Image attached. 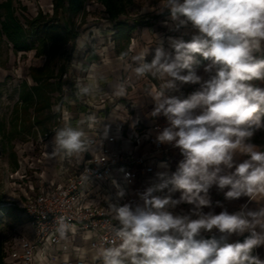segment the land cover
<instances>
[{
	"label": "clouds",
	"instance_id": "1",
	"mask_svg": "<svg viewBox=\"0 0 264 264\" xmlns=\"http://www.w3.org/2000/svg\"><path fill=\"white\" fill-rule=\"evenodd\" d=\"M164 8L177 29L191 24L198 34L188 41L170 38L173 51L157 46L150 63L146 53L133 59L139 62L138 77L154 73L167 78L153 95L152 115L167 119L156 140L178 148L183 159L174 172L157 174L159 182L142 193V205L109 203L119 225L115 228L119 244L104 247L97 258L103 264H264L255 254L264 247V207L219 214L203 211L212 207L213 186L227 189L224 195L229 200L264 196V150L250 142L264 129V87L252 83L264 81V59L254 55L264 45V0H165ZM197 54L209 61L206 72L215 70L207 80L194 71ZM177 82L200 88L185 99L166 96L164 89H175ZM76 89L77 98L91 93L89 86L79 83ZM115 95H126L123 84ZM96 120L94 115L86 117L89 126ZM52 143V155L66 157L79 156L89 147L85 132L71 123L56 130ZM240 156L246 158L237 162ZM165 189L168 195H154ZM177 192L174 199L171 194ZM180 204L191 205L190 213L170 210ZM213 230L219 237L205 238L203 234ZM70 231L66 218L59 217V238L66 240ZM233 235L244 238L228 242ZM77 252L88 255L86 248Z\"/></svg>",
	"mask_w": 264,
	"mask_h": 264
},
{
	"label": "built area",
	"instance_id": "2",
	"mask_svg": "<svg viewBox=\"0 0 264 264\" xmlns=\"http://www.w3.org/2000/svg\"><path fill=\"white\" fill-rule=\"evenodd\" d=\"M112 22L115 34L117 30ZM112 41L109 37L108 42ZM85 44L78 43L79 47ZM97 65L98 57H72L63 75L61 102L56 105L61 110L55 132L73 118L70 105L78 107L80 121H86L89 115L97 118L96 123L89 126L90 130L85 131L88 151L73 157L59 153L55 160H50L44 144L51 133L45 132L23 150V157H18L16 184L18 182L23 192L21 206L33 234H18L11 243L5 241L8 264H101V259L97 258L99 253L93 252L119 244L115 236L119 225L109 211V203L123 205L127 188L137 179L143 178L152 184L153 174L162 162L169 168L168 148L156 140L167 122L143 125L140 118L108 121L107 114L113 107L127 110L135 103L126 97L127 87L122 81L118 84L126 88V95L122 97L115 95L117 87L113 90L102 87L92 71ZM78 83L89 86L90 95L77 98ZM51 151H54L53 143ZM160 153L164 154L161 159ZM120 191L124 192L123 197L118 196ZM61 216L72 226L66 240H61L56 232ZM80 236L89 237L85 245L78 243ZM80 248H86L88 255L81 257L77 252ZM65 254L67 258L63 257Z\"/></svg>",
	"mask_w": 264,
	"mask_h": 264
},
{
	"label": "rangeland",
	"instance_id": "3",
	"mask_svg": "<svg viewBox=\"0 0 264 264\" xmlns=\"http://www.w3.org/2000/svg\"><path fill=\"white\" fill-rule=\"evenodd\" d=\"M134 1L135 5L128 16L139 17L147 25H140L137 28L138 32L134 31L131 35L136 39L139 38V42H143L146 57L154 56V50L158 45L156 41L158 34H154L156 31H164L165 35L175 36L185 41L198 34L191 24L178 29L175 27L176 22L170 19L168 10L164 8L165 0ZM49 2L50 0H14L17 7L16 13L22 20H24L23 17H35L39 11L52 14L53 7L52 11H49ZM71 25L78 31V36L52 54L49 60L50 67L55 73L61 68L64 69L61 74L62 87L51 93L49 107L40 111L31 107L28 113H25L19 100V86L26 78L33 83L29 76L30 66H43L47 56L36 55L35 49L15 54L4 41H0V229L7 243H11L15 235L32 236L33 234L32 225L21 206L24 199L23 192L18 188V182L16 184L18 177L15 176V172L19 165L18 157H23V150H26V147L32 141L35 142L40 135H44L45 132L55 133L54 127L59 124L57 121L59 111L56 110V105L61 102L65 84L63 75L70 59L72 57H134L140 54L139 52L130 53L129 45H126L124 40H120V45L118 44V39L112 33L113 22L108 18L104 8L98 5L97 0H89L85 14L73 17ZM115 29L117 30L116 26ZM109 37L117 41L116 47H111L110 52H104L102 47L109 43ZM82 42L86 44L79 47L78 43ZM124 50L126 54L120 55ZM152 77L156 85H159L155 76L152 75ZM56 80L57 78L51 79V81ZM16 115L19 118L17 125L19 130L24 122L33 124L29 133L15 130ZM38 119L41 124L37 123Z\"/></svg>",
	"mask_w": 264,
	"mask_h": 264
},
{
	"label": "crops",
	"instance_id": "4",
	"mask_svg": "<svg viewBox=\"0 0 264 264\" xmlns=\"http://www.w3.org/2000/svg\"><path fill=\"white\" fill-rule=\"evenodd\" d=\"M49 11H52L53 3L52 0L49 2ZM98 5L104 6L98 2ZM105 10V9H104ZM169 14V13H167ZM108 16V15H107ZM147 25V24H143ZM142 25V26H143ZM135 31L138 32L136 29ZM157 36L156 41L158 42L157 46L163 45L164 49L168 52H172L173 49L171 48V39H179L178 37L171 36V35H165L164 31H156L154 33ZM96 37V36H95ZM139 39V38H138ZM138 39H136L135 36L131 35L130 42H129V51L130 53L139 52V53H145L144 52V44L143 42H139ZM116 42L113 40L112 42H109L105 44L102 48L104 52H110L111 47H116ZM140 44V45H139ZM138 45V49H136V46ZM149 45H147L148 47ZM152 46V45H150ZM141 47V48H139ZM153 47V46H152ZM122 55V54H120ZM256 58L258 59H264V45H262V49L256 53H254ZM153 57H145L146 62H151ZM202 57H196L197 63L194 64L193 68L197 75L202 77V80L209 79L212 75H214L215 70L213 69L212 72H206L205 67L209 64V61H201ZM139 66V62L135 61L133 57H98V65L97 67H93L92 71L93 74L97 77L99 83L102 85V87H105L109 90H113L117 87V85L122 81L124 84H126L127 87V98L132 100L135 103V106L130 109H124L121 106H115L111 109V111L107 114V120L108 121H115V120H126L131 121L134 118H140L143 125H151L154 122H160L165 121L167 122V119L163 115L159 116H153L152 112L155 107L153 95L158 90L162 89L165 83V78H161L160 76L150 73L151 75L145 74L142 77H138L135 73V68ZM186 74V72L184 73ZM154 75L155 79L159 83V85H156V83L153 81ZM152 77V78H151ZM256 86L264 87V81H254L253 83ZM200 85L199 84H180L177 82V87L175 89H164L166 96H175L179 99H185L193 92L199 90ZM69 111L72 113L73 118L69 120V122L73 126H79L81 129L85 131H89L90 127L89 124L85 121L83 124H80V118H82L78 112V107L76 105H70L68 106ZM55 133L51 134L50 137H48L45 140L44 148L46 155L49 157L50 160H55V155H52L51 151V143L53 142ZM251 143L255 144L260 150H264V129L258 130L255 132L254 136L251 138ZM168 148L167 156H168V166L166 168L164 167H157L155 170L153 176H154V183H148L143 178L137 179L133 185L127 188L126 191V197L125 203H130L134 207L136 205H142L143 200L141 199V195L143 192L147 190V188L154 186L159 182L158 179V173L160 172H174L176 168L178 167V163L181 159H183L182 155L179 152L178 148H175L171 145H166ZM164 156L162 153L158 154L159 159H161ZM246 158L243 156H240L237 158V162H242V160ZM48 159V160H49ZM50 175L53 174V171L49 173ZM224 191H227V189L221 191L218 187L213 186L209 190V196L212 200V207L211 208H204L203 211L205 213L212 211L214 214H219L223 210H227L229 213L240 211L242 208L245 210H258L259 208L264 207V196H258L255 199L249 198V197H241L239 199H226L224 195ZM168 190L165 189L162 192H156L154 195L159 196H165L168 195ZM179 192L172 193L174 199L179 197ZM217 202H219V206L217 205ZM192 206L187 204H180L177 205L174 209H170L173 211L174 214H189L191 211ZM195 218V217H193ZM212 233H218L215 230H213ZM208 234V233H204ZM219 234V233H218ZM240 236L233 235L229 238L228 242L232 243L235 242ZM88 236H80L78 237V243L85 245L88 242ZM62 245H59V248H61ZM104 247H100L99 251L93 252L94 254L99 253L101 249ZM255 254H258L260 259L264 260V247H260L255 250ZM64 258L68 257V254L63 255ZM58 264V263H56ZM101 264H103V261L101 259Z\"/></svg>",
	"mask_w": 264,
	"mask_h": 264
},
{
	"label": "trees",
	"instance_id": "5",
	"mask_svg": "<svg viewBox=\"0 0 264 264\" xmlns=\"http://www.w3.org/2000/svg\"><path fill=\"white\" fill-rule=\"evenodd\" d=\"M89 0H52L53 13H43L39 11L35 17H23L22 20L16 13L17 7L14 0H0V41H4L8 48L17 54L21 51L26 52L35 49L36 55H46L47 59L43 66H30L29 76L33 83L23 79L19 86V100L25 113L34 107L40 111L49 107L51 93L60 90L62 87L61 74L63 68L58 72L50 67V57L52 54L74 40L78 36V31L71 25L73 17L85 14ZM104 6L108 18L115 22L117 31L115 33L120 45V40H124L128 45L131 34L143 25V19L139 17L130 18L128 16L131 8L135 5L134 0H97ZM122 55L126 51L121 52ZM200 58L201 56L198 55ZM204 61V58H201ZM57 78L56 81L51 79ZM18 115L14 121V128L17 132L29 133L31 130L30 122L22 123L18 129ZM40 123V120H37ZM19 130V131H18ZM1 200V199H0ZM205 238L212 235L219 237L218 233L203 234ZM247 235V233L245 234ZM243 236L238 239L243 240ZM237 239V240H238ZM0 264H8L5 258V237L0 229Z\"/></svg>",
	"mask_w": 264,
	"mask_h": 264
}]
</instances>
